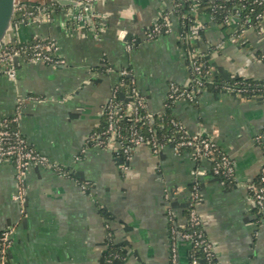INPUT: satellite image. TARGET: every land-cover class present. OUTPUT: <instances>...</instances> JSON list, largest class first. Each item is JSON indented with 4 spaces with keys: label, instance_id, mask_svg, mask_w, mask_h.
I'll return each mask as SVG.
<instances>
[{
    "label": "crops",
    "instance_id": "obj_1",
    "mask_svg": "<svg viewBox=\"0 0 264 264\" xmlns=\"http://www.w3.org/2000/svg\"><path fill=\"white\" fill-rule=\"evenodd\" d=\"M46 2L39 21H23L18 44L53 42L57 62L13 56L15 78L0 76V118L17 113L27 143L46 156L24 176V201L12 162L0 161V233L10 231L7 264H172V231L194 207L218 264H264V207L250 189L264 168V93L231 85L264 84V36L255 29L233 39L206 12L194 13L200 35L189 44L175 0H92L80 9ZM56 3L57 5H55ZM163 14L170 30L147 39ZM128 44H132L128 48ZM190 46L222 85L179 98L169 113L189 133H202L234 164L232 182L213 176L211 162L189 150L137 146L124 162L119 145L90 136L104 123L103 108L127 69L153 115L165 111L170 84L191 82ZM19 106V108H17ZM199 196L192 195L194 171ZM84 188H82V186ZM112 248L115 253H112ZM176 264H189L191 247L177 239Z\"/></svg>",
    "mask_w": 264,
    "mask_h": 264
},
{
    "label": "built area",
    "instance_id": "obj_2",
    "mask_svg": "<svg viewBox=\"0 0 264 264\" xmlns=\"http://www.w3.org/2000/svg\"><path fill=\"white\" fill-rule=\"evenodd\" d=\"M90 3L92 0H80ZM181 3H186L187 9L180 11L174 3V10L178 16L182 37L189 44L192 39L199 37L201 26L196 23L194 13L197 14L198 7L203 1L211 3L210 11L207 13L213 21L215 14L221 15V23L229 26L232 29V38L239 37L248 29H255L258 33L264 36V0H181ZM81 8L76 14L72 15V19L77 22H91V16L83 13ZM46 11V5L39 8L26 7L22 8L21 22L39 21L40 15ZM170 30V18L168 14H163L158 22H155L150 29L145 32L147 39L166 33ZM132 44H128L131 48ZM53 42L34 40L28 44L15 45L11 52V62L7 67L5 75L10 78H15V68L12 61L13 56L22 53L27 59H39L44 62H57L58 59L52 56V51L55 50ZM189 66L191 73V82L188 87L170 84L165 108L169 102H174L179 98L193 100L195 94L200 89L204 88V83L213 80V71L210 65L203 59L202 55L190 46L189 51ZM120 83L113 88L112 95L105 103L103 108L104 123L102 128L90 136V141L93 144L103 146L108 141L116 142L119 145V154L124 162L121 169H127V161L130 158L132 151L139 145H147L153 152H157L164 145H170L175 151L189 150L195 158H206L211 162L210 173L213 176L221 179L233 180L234 164L232 160L218 150L215 142L201 133H189L186 127L174 118L169 119V124L173 130V134H166L163 141H159L155 134V122L160 124L162 121L163 112L158 115H153L145 109V99L136 90L134 81L130 72L127 69L120 71ZM128 81L130 88L126 92H119L118 87ZM251 86V87H250ZM240 92L247 93L249 91H261L264 93V84L253 85L251 83H238L231 85ZM19 108V106L17 107ZM145 112V113H142ZM146 120L150 123L147 128V133L142 132L146 125ZM18 116L17 113L0 118V161L8 160L13 163L16 171V180L18 190L14 198L17 201H24V176L26 175L28 166L34 162L42 165H49L46 156L38 153L30 146L17 128ZM129 123L127 135L122 132V123ZM150 133V135H149ZM264 136V132L257 137L260 140ZM205 174V171L197 169L194 171L192 181V195L194 199L199 196V179L198 177ZM259 185H254L250 189L251 197L258 209L264 207V168L259 174ZM84 188L83 185H81ZM180 233V238L190 244L191 254L189 264H218L216 254L210 241L204 235L201 229L200 219L194 207H190L187 211V223L181 230L178 228L172 231V243L170 247V260L172 264L177 262V233ZM10 231L4 230L0 233V264H7L6 252L10 245ZM112 259L107 258L105 264H111Z\"/></svg>",
    "mask_w": 264,
    "mask_h": 264
},
{
    "label": "water",
    "instance_id": "obj_3",
    "mask_svg": "<svg viewBox=\"0 0 264 264\" xmlns=\"http://www.w3.org/2000/svg\"><path fill=\"white\" fill-rule=\"evenodd\" d=\"M53 1L63 6H74L79 9L89 8L88 3L80 0ZM45 4L46 2L40 0H0V76L5 75L11 62V52L18 42V32L22 25V8L24 6L39 8ZM177 239H181L179 232L177 233Z\"/></svg>",
    "mask_w": 264,
    "mask_h": 264
},
{
    "label": "trees",
    "instance_id": "obj_4",
    "mask_svg": "<svg viewBox=\"0 0 264 264\" xmlns=\"http://www.w3.org/2000/svg\"><path fill=\"white\" fill-rule=\"evenodd\" d=\"M234 1H237V0H234ZM248 2L251 1V0H247ZM182 1L181 0H175V3L178 4L177 5V9L180 10V11H185L187 9V6H186V3H181ZM55 5H57L56 3H54ZM210 8H211V3H209L208 1H203L199 7H198V11L199 12H206L208 13L210 11ZM215 17V22L219 25H223V26H226L224 24L221 23V15H218V14H215L214 15ZM253 85H256V83H252ZM222 85L221 82H219L217 79H213L212 81H209V82H205L204 83V88L205 87H208V88H218ZM251 87V86H250ZM130 88L129 86V83L128 81L125 79L124 83L121 84L118 89H119V92L122 93V92H126L128 89ZM173 103V102H172ZM171 102L168 103V106L165 108V111L163 112V117H162V121H160L161 123L158 124L157 122H155V136L157 138V140L159 141H163L164 140V136L166 134H173V130L169 124V119L171 118V115L169 113V108L170 106L172 105ZM142 113H145L142 111ZM122 132L124 134V136L127 135V129H128V126H129V123H122ZM150 126V123L148 122V120H146V125L143 127L142 129V132L145 133V134H148L146 131H147V128ZM150 135V133H149ZM225 182H232L233 180H227V179H224ZM256 185H259L260 182H259V177L256 179ZM113 251H111L112 253H115L114 249L112 248Z\"/></svg>",
    "mask_w": 264,
    "mask_h": 264
}]
</instances>
